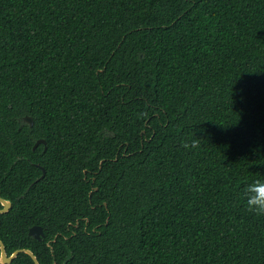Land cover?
Wrapping results in <instances>:
<instances>
[{
	"label": "trees",
	"instance_id": "trees-1",
	"mask_svg": "<svg viewBox=\"0 0 264 264\" xmlns=\"http://www.w3.org/2000/svg\"><path fill=\"white\" fill-rule=\"evenodd\" d=\"M253 181L264 182V0H0L7 256L264 264V216L245 205Z\"/></svg>",
	"mask_w": 264,
	"mask_h": 264
},
{
	"label": "water",
	"instance_id": "water-1",
	"mask_svg": "<svg viewBox=\"0 0 264 264\" xmlns=\"http://www.w3.org/2000/svg\"><path fill=\"white\" fill-rule=\"evenodd\" d=\"M23 120L27 123H29L30 126H32V119L30 117H24ZM39 144H43L45 147V141L44 140H38L34 147L33 150L39 145ZM44 175V171L42 176ZM0 203L2 205V209H0V215L6 214L9 212V210L11 209V202L9 200H5L0 196ZM30 237L41 241L42 237H43V232L42 229L40 227H32L29 230V234ZM26 254L28 255L31 260L33 261L34 264H39L36 256L27 249H21V250H16L15 252H13L10 256H7L6 254V250L5 247L2 243V241L0 240V264H11L19 254Z\"/></svg>",
	"mask_w": 264,
	"mask_h": 264
},
{
	"label": "clouds",
	"instance_id": "clouds-1",
	"mask_svg": "<svg viewBox=\"0 0 264 264\" xmlns=\"http://www.w3.org/2000/svg\"><path fill=\"white\" fill-rule=\"evenodd\" d=\"M185 148H196L198 146L197 139H192L190 142H185L183 145ZM250 190L255 191L256 195L250 199H246L245 205L249 212L254 213L257 216H264V182L253 181L248 185Z\"/></svg>",
	"mask_w": 264,
	"mask_h": 264
}]
</instances>
